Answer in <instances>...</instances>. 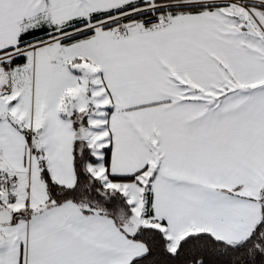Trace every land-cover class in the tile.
<instances>
[{
    "label": "snow or ice",
    "instance_id": "1",
    "mask_svg": "<svg viewBox=\"0 0 264 264\" xmlns=\"http://www.w3.org/2000/svg\"><path fill=\"white\" fill-rule=\"evenodd\" d=\"M0 264H264V0H0Z\"/></svg>",
    "mask_w": 264,
    "mask_h": 264
}]
</instances>
